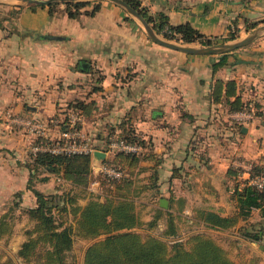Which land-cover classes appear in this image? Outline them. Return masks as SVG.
<instances>
[{
  "label": "crops",
  "instance_id": "0c3cea01",
  "mask_svg": "<svg viewBox=\"0 0 264 264\" xmlns=\"http://www.w3.org/2000/svg\"><path fill=\"white\" fill-rule=\"evenodd\" d=\"M139 1L150 14L163 12L173 25L189 22L218 43L232 28L243 38L255 29L248 30V22L264 20V0ZM98 2L95 14L78 18L65 12L51 17L48 7L13 4L11 9L20 10L18 19L0 20V218L16 196V207L36 205L28 188L31 147L59 137L57 122L66 115L61 112L83 101L88 109L82 133L95 151L106 153L101 161L92 154L90 190L103 193L104 160L115 154L108 141L120 135L119 124L126 121L146 140L138 154V185L149 184L155 172L159 177L141 192L147 199L142 201L150 209L161 206L162 198L168 201L163 208L181 218L178 240L207 233L230 255L243 251L246 260L264 264L261 209L228 229L198 221L200 211L237 215L235 189L246 185L255 168H264V32L231 52L230 63L214 72L220 54L164 47L122 6ZM218 80H235L237 94L251 102V110H233L225 89L216 101ZM48 178L34 180L35 187L44 192L55 179L65 184L54 174ZM159 226L163 231L166 220Z\"/></svg>",
  "mask_w": 264,
  "mask_h": 264
},
{
  "label": "trees",
  "instance_id": "16d2710c",
  "mask_svg": "<svg viewBox=\"0 0 264 264\" xmlns=\"http://www.w3.org/2000/svg\"><path fill=\"white\" fill-rule=\"evenodd\" d=\"M125 1L138 10L158 34L169 40L200 45L218 44L216 37L207 36L189 22L173 25L165 13L150 14L139 0ZM59 4H64L63 12L70 18H78L83 13L93 15L101 6L100 2L91 5L90 1H68L31 5L29 9L48 7V13L53 17L58 12ZM90 6L91 9H88ZM261 22L264 20L248 22L246 28L254 29ZM238 37L236 29L232 28L223 41ZM231 55V52L220 54L218 61L212 64L213 71L228 65ZM224 89L233 110H251V102H244L237 94L235 80L216 82L213 93L216 101L224 96ZM87 109L83 101L71 103L67 110L61 112L67 118L60 130L69 128L68 119L71 114H83V110ZM119 127L121 132L116 138L142 147L146 145V140L128 122L122 121ZM114 138L108 141V145ZM42 142L52 143L48 139L39 143ZM29 156L28 188L34 192L37 200L34 207L23 208V212L33 222V226L25 231L27 238L17 252L23 264H79L74 258H69L76 240L91 241L99 237L103 238L93 241L86 248L82 264H258L257 258L236 262L230 252L207 233L191 234L186 239L172 242L171 238L179 236L178 222L181 218L162 206L154 208L155 214L151 220L144 221L137 211V198L141 192L153 187L159 177L155 172L149 177V184L138 185L135 171L141 156L117 151L113 158L104 160V165L125 173L122 178L108 175L103 177V183L109 190L105 197L90 190L93 179L91 153L40 151L31 152ZM41 172L54 174L70 186L60 194L47 195L35 187V175ZM261 172H264V168L257 167L253 174ZM48 179V176L40 178L41 181ZM234 196L238 201L237 215L223 217L212 211H200L198 221L211 228L228 229L235 226L239 218L247 219L253 209H261L264 216V191L245 185L242 189L236 188ZM164 219L166 228L160 234L152 233L153 229L158 228L160 220ZM12 220L10 212L1 216L0 240L13 234ZM244 235L254 238L247 233ZM12 262V258L0 260V264Z\"/></svg>",
  "mask_w": 264,
  "mask_h": 264
},
{
  "label": "rangeland",
  "instance_id": "374dc122",
  "mask_svg": "<svg viewBox=\"0 0 264 264\" xmlns=\"http://www.w3.org/2000/svg\"><path fill=\"white\" fill-rule=\"evenodd\" d=\"M80 1H90L91 5L98 2V0H80ZM13 4H16V6H21V7L27 6V5H24V6L19 5L20 4L19 1H16V0H0V20H2L3 22H6V20L16 21V19H18L17 18L18 13L14 12L16 9H11V6H14ZM90 7H88V8H90ZM57 11H58L57 12L58 14L63 12L61 4L58 5ZM161 36H163V35H161ZM231 41H233V40H231ZM226 42H228V41H226ZM219 43H224V42H219ZM195 45H200V44L196 43ZM80 114H82V113H80ZM60 118L61 119L58 120L57 125L61 129L62 124L65 122V120L67 118V115H62V117H60ZM69 120H70V117L68 119V122H69ZM58 138L59 137H57L56 139H58ZM55 140H53V141H55ZM53 141H51V142H53ZM35 176H36L35 177V181H36V180L40 179L41 177H45V176L49 177V173L41 172L39 174H36ZM54 177L56 178L55 175H54ZM101 178H102V176H101ZM46 188H48V189L45 190L44 193L49 195V194H60L66 188H68V186H67V184L63 185V183L60 180L55 179V181H51L48 185H46ZM102 192L103 193L100 194L102 197H105L107 195V193H109V190H107V186L104 187ZM19 200H20V197L16 196L10 204V208L8 207L7 208L8 210L5 212V213L10 212V215L13 219L12 220L14 223L13 224V234L9 238L5 237L2 240H0V260L4 261V260H7V258H12L13 259L12 264H23L22 260L17 256V252H18L19 247H20L19 245H21L22 242H24L27 238V236L25 235V231L33 226V222L30 221L28 216L23 212L24 206H21V207L20 206L19 207L14 206L17 202H19ZM142 200L144 201L147 199H145L143 197V193H140V195L137 198V205H136L139 215H141V217H145V216L150 215L151 219H152L153 215L155 214V210L150 209L149 206L147 204H145ZM83 202H85V201H83ZM161 221L162 220H160V222ZM161 232L162 231L160 230V226H158V228H155L152 230V233H154V234H160ZM183 232L184 231L181 230V234ZM180 237L181 238L179 240H183L186 238V237L184 238L182 235ZM101 238H103V237H99L97 239H101ZM97 239H95V240H97ZM95 240L88 241V240L77 239L75 242L73 251L70 252V254H69V258L70 259L74 258L79 264H82L86 248ZM176 240H178V238H171L172 242L176 241ZM242 252L241 253L240 252L231 253L230 256L232 258L237 257L236 262H241L242 260H246L245 259L246 258V252L245 253H242Z\"/></svg>",
  "mask_w": 264,
  "mask_h": 264
},
{
  "label": "built area",
  "instance_id": "2783aa9c",
  "mask_svg": "<svg viewBox=\"0 0 264 264\" xmlns=\"http://www.w3.org/2000/svg\"><path fill=\"white\" fill-rule=\"evenodd\" d=\"M84 118L79 112H75L70 116L68 123L69 128L67 130H61L58 139H51L52 143H37L31 147L32 153L40 151H48L52 153H91L93 154L95 148L91 145L90 139L82 133L81 126ZM37 130H41L40 126H36ZM109 150L112 152L124 151L127 153H134L136 155L141 151V146L134 143H128L124 140L114 138L109 144ZM102 171L111 177L122 178L125 173L120 170H116L110 166L104 165ZM246 185L252 186L258 190L264 191V172L256 175H251L246 181Z\"/></svg>",
  "mask_w": 264,
  "mask_h": 264
},
{
  "label": "water",
  "instance_id": "95a60500",
  "mask_svg": "<svg viewBox=\"0 0 264 264\" xmlns=\"http://www.w3.org/2000/svg\"><path fill=\"white\" fill-rule=\"evenodd\" d=\"M19 1V5H41L49 4L52 2H68V1H80V0H16ZM119 6H122L129 14L138 19L140 23L145 28L148 36L154 42L180 52L188 54H197V55H209V54H225L233 52L234 50L241 48L248 43L252 42L258 38L264 32V26H259L255 28L249 35L243 38L235 39L233 41H228L224 43L211 44V45H195V44H182L177 41L169 40L156 32L153 26L144 18V16L131 5H129L125 0H108ZM18 5V4H17ZM239 62H248L246 60H239ZM93 156L96 160L101 161L106 157L104 151H95ZM162 207L168 206V201L165 198H162L160 201Z\"/></svg>",
  "mask_w": 264,
  "mask_h": 264
}]
</instances>
